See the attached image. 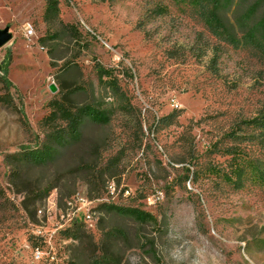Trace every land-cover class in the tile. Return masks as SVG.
<instances>
[{"label":"rangeland","instance_id":"obj_1","mask_svg":"<svg viewBox=\"0 0 264 264\" xmlns=\"http://www.w3.org/2000/svg\"><path fill=\"white\" fill-rule=\"evenodd\" d=\"M45 3L0 0L11 37L0 71L7 62L12 84L0 101V264H87L104 230L126 222L107 203L155 220L129 222L140 240L112 246L119 264H264V147L242 124L264 107V52L211 35L190 0H56L54 19ZM98 66L118 89L103 90ZM63 97L107 109L108 121L85 126L83 157L25 169L20 157L42 149V120ZM231 146L259 168L241 187L225 176ZM81 160L103 181L74 172ZM77 221L82 240L65 236Z\"/></svg>","mask_w":264,"mask_h":264},{"label":"trees","instance_id":"obj_2","mask_svg":"<svg viewBox=\"0 0 264 264\" xmlns=\"http://www.w3.org/2000/svg\"><path fill=\"white\" fill-rule=\"evenodd\" d=\"M190 3L211 35L233 44L245 40L258 51L264 52V0H190ZM45 5V16L54 19L58 9L56 0H46ZM64 27L67 28L68 25H64ZM7 65L6 62L1 66L0 71V83L5 91L0 94V101L3 103H9L8 95L12 85L7 79ZM97 75L100 81H105L103 90L108 88L110 91H115L118 89L112 69L98 66ZM49 106L50 111L42 120L49 129L43 141V147L39 152L31 150L22 154L20 161L25 169L57 165L67 155L83 157V154L88 151L87 148H90L87 146L89 144H86L88 140L85 135V126L89 123L105 124L109 119L107 109L92 106L90 103L78 104L72 102L68 97L54 99ZM242 124L255 131L250 139H257L258 143L264 147V107L256 116L242 121ZM237 130L238 128L232 129L228 137L239 138ZM225 153L231 156L230 161H232L229 174L225 176L234 186L241 187L243 185L248 175V168L253 167L259 170L256 163L249 162L247 156L240 154L234 146L227 147ZM113 160L115 159L108 160L105 166L113 163ZM100 169L102 168L90 167L84 160H81L75 166L74 172L85 171L87 182L97 185L98 181L102 180V173H104L100 172ZM258 175L263 178L264 171L259 172ZM51 187L44 189L43 196L49 193L48 190ZM36 199H40V197ZM102 206L107 214H116L126 222L114 224L104 230L102 239L99 240L98 252H92L87 264H119L120 259L113 252L112 246L120 241L140 240L138 230L133 228L129 222L143 225L155 220L148 212L140 208L122 207L110 203L102 204ZM84 232V224L77 221L74 227L65 230V236L74 240H82ZM74 264L76 263L74 262Z\"/></svg>","mask_w":264,"mask_h":264},{"label":"built area","instance_id":"obj_3","mask_svg":"<svg viewBox=\"0 0 264 264\" xmlns=\"http://www.w3.org/2000/svg\"><path fill=\"white\" fill-rule=\"evenodd\" d=\"M27 32L30 34L32 32V29L28 28ZM110 189H111V193H114V186L113 185H111ZM124 193L125 194L129 193V190L125 189ZM74 199H75L74 200L75 202L78 201V203L80 204V207L85 208V213H84L85 221L91 220L92 213L90 212V207L87 206L88 204H90L91 201H89L88 199H86L85 197H83L79 194H77Z\"/></svg>","mask_w":264,"mask_h":264},{"label":"water","instance_id":"obj_4","mask_svg":"<svg viewBox=\"0 0 264 264\" xmlns=\"http://www.w3.org/2000/svg\"><path fill=\"white\" fill-rule=\"evenodd\" d=\"M10 38L11 37H10V33L8 32V30L0 28V45H4L5 43H7ZM51 90L55 91V87L53 85L51 86Z\"/></svg>","mask_w":264,"mask_h":264}]
</instances>
